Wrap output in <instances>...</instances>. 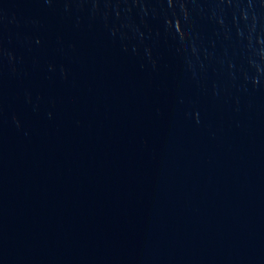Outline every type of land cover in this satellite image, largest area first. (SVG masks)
Masks as SVG:
<instances>
[{"label":"water","instance_id":"water-1","mask_svg":"<svg viewBox=\"0 0 264 264\" xmlns=\"http://www.w3.org/2000/svg\"><path fill=\"white\" fill-rule=\"evenodd\" d=\"M0 264H264V0H0Z\"/></svg>","mask_w":264,"mask_h":264}]
</instances>
